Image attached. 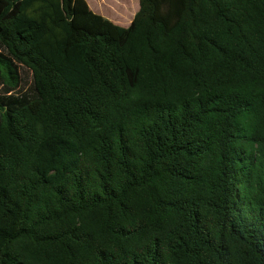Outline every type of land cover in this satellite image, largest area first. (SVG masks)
Returning a JSON list of instances; mask_svg holds the SVG:
<instances>
[{"label": "trees", "instance_id": "1", "mask_svg": "<svg viewBox=\"0 0 264 264\" xmlns=\"http://www.w3.org/2000/svg\"><path fill=\"white\" fill-rule=\"evenodd\" d=\"M0 264H264V0H0Z\"/></svg>", "mask_w": 264, "mask_h": 264}, {"label": "rangeland", "instance_id": "2", "mask_svg": "<svg viewBox=\"0 0 264 264\" xmlns=\"http://www.w3.org/2000/svg\"><path fill=\"white\" fill-rule=\"evenodd\" d=\"M89 7L115 24L127 27L139 10V0H86ZM30 82V76H27Z\"/></svg>", "mask_w": 264, "mask_h": 264}]
</instances>
